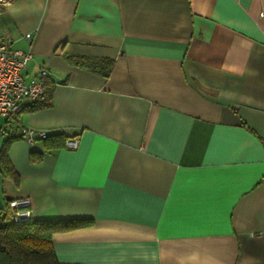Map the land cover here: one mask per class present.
Instances as JSON below:
<instances>
[{"label":"crops","instance_id":"1","mask_svg":"<svg viewBox=\"0 0 264 264\" xmlns=\"http://www.w3.org/2000/svg\"><path fill=\"white\" fill-rule=\"evenodd\" d=\"M4 40L50 104L0 117V208L88 221L60 263L264 264V0H12Z\"/></svg>","mask_w":264,"mask_h":264},{"label":"built area","instance_id":"2","mask_svg":"<svg viewBox=\"0 0 264 264\" xmlns=\"http://www.w3.org/2000/svg\"><path fill=\"white\" fill-rule=\"evenodd\" d=\"M12 0H0V5ZM31 39V34L25 35ZM31 52H23L12 47L10 40L0 41V117L13 120L22 112L26 103L33 104L46 99L45 81L48 72L42 67L28 83L24 80V70L32 60ZM6 129H2L5 133ZM20 137L29 145L44 141L48 135L32 128L20 127ZM79 138L67 139L65 147L77 149ZM14 222H26L33 218L32 202L29 198H18L8 202Z\"/></svg>","mask_w":264,"mask_h":264},{"label":"trees","instance_id":"3","mask_svg":"<svg viewBox=\"0 0 264 264\" xmlns=\"http://www.w3.org/2000/svg\"><path fill=\"white\" fill-rule=\"evenodd\" d=\"M74 61L104 77H108L113 63L111 60L81 58ZM46 83L45 81V87ZM49 104L50 96L46 91L44 101L30 105L36 109L47 107ZM60 138L61 143L66 141L63 137ZM1 171L4 175L8 172L4 164ZM88 224V221H38L34 218L26 222H14L7 203L5 207L0 208V264H63L55 256L51 242L52 235Z\"/></svg>","mask_w":264,"mask_h":264}]
</instances>
